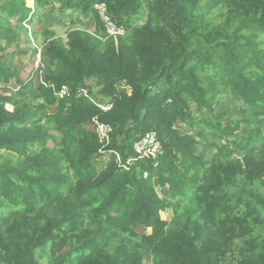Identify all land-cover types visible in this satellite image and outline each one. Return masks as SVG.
Wrapping results in <instances>:
<instances>
[{"label": "trees", "instance_id": "obj_1", "mask_svg": "<svg viewBox=\"0 0 264 264\" xmlns=\"http://www.w3.org/2000/svg\"><path fill=\"white\" fill-rule=\"evenodd\" d=\"M37 1L91 12L97 30L45 41L35 92L43 103L32 106L29 84L13 90L2 63L20 42L3 19L23 22L31 10L0 0V264H41L39 250L49 264H264V0ZM100 5L131 35L109 37ZM145 8L147 23L133 28ZM92 82L110 111L81 95ZM225 91L243 115L224 127L205 119L225 142L207 157L198 153L206 133L181 128L213 113ZM94 121L114 129L101 170ZM149 132L162 153L136 159L134 144ZM117 156L136 161L125 170ZM170 209L169 222L161 214Z\"/></svg>", "mask_w": 264, "mask_h": 264}, {"label": "rangeland", "instance_id": "obj_2", "mask_svg": "<svg viewBox=\"0 0 264 264\" xmlns=\"http://www.w3.org/2000/svg\"><path fill=\"white\" fill-rule=\"evenodd\" d=\"M25 1L27 7L31 10V13L26 21L18 22L20 17H16L14 19H3L20 36V42L5 52V55L8 57H4L2 63L13 71L14 78L11 80L10 87L17 91L19 90L21 83H28L30 88L24 95V99L32 106L39 107L43 102L39 98V95L35 92L39 84L45 82V69L39 67L40 63L43 64L42 57L40 58L39 52L43 49L45 41L47 39H62L63 41H66L68 33L74 30L96 33L97 23L91 12L87 14L80 11L66 12L62 11L60 5L56 3L48 4V6H39L37 0ZM147 12L148 11L145 8L144 16L134 22L133 28L142 27L147 23ZM217 15L218 13L216 11H212L210 17L215 18ZM129 35H131V30L121 37L125 38ZM113 39L117 43L119 37ZM4 43L5 42L0 41V45H4ZM2 55L3 53H0V56ZM92 86L94 88L92 89V94H90L93 96V99L96 101H104L105 98L101 95L98 87H96V82H92ZM212 101L214 104L212 108L213 113L210 111L197 112L194 114V126L187 124L181 128L183 133L185 132L194 136L199 135L201 131L206 133L204 138L199 139L198 153H205L207 157H210L216 152L215 145L220 146L225 142L220 140L218 138L219 136L206 126L205 119L209 118L217 120L218 118L219 122L224 124V127L228 124H234L242 118L244 109V107H242V103L236 100L228 91L223 92L218 97L214 96ZM240 128L239 133H244L247 131L246 129H248L244 125L240 126ZM4 156H6V154L0 151V160H2ZM108 157L109 154L103 153V160L105 161L98 159L100 162L97 166L98 170H101L102 168V165H100L101 163L108 162ZM155 187L160 198L166 199L167 201L170 200L169 192L166 188L160 187L159 185H156ZM259 191L263 194L264 187L260 186ZM177 201L178 200H173L174 203ZM182 203L184 204L186 201ZM182 203L179 201L181 206H183ZM173 214V210L170 209L166 213H162L161 216L170 222L174 217ZM261 232H264V230ZM37 257L41 264H49L50 259L45 251L39 250L37 252ZM152 264L154 263L152 262Z\"/></svg>", "mask_w": 264, "mask_h": 264}, {"label": "built area", "instance_id": "obj_3", "mask_svg": "<svg viewBox=\"0 0 264 264\" xmlns=\"http://www.w3.org/2000/svg\"><path fill=\"white\" fill-rule=\"evenodd\" d=\"M99 10L100 16L102 18V22L104 23L105 29L110 37L118 38L123 36L125 33L123 30L119 29L112 21L110 16L107 13V8L105 5H100L97 7ZM39 56L41 58V52H39ZM44 68V65L40 63V66ZM45 83V82H44ZM42 83V84H44ZM46 85V84H45ZM56 96L59 99H64L65 96L69 94V89L67 87L61 88L58 92H55ZM81 95L84 96L88 102L95 105L99 109L104 112H108L112 109V104L109 100L105 101H96L93 99V96L90 94L88 89H84L81 91ZM94 129L95 134L99 143L102 145L101 153L109 154L105 149L111 142V137L114 132L113 126L101 122V121H94ZM134 150L136 155L138 156L139 160H157L162 153L161 142L155 132H149L143 137H141L135 144ZM118 157L119 164L125 170H129V166L132 165L136 159H129L126 163H122L120 157Z\"/></svg>", "mask_w": 264, "mask_h": 264}]
</instances>
